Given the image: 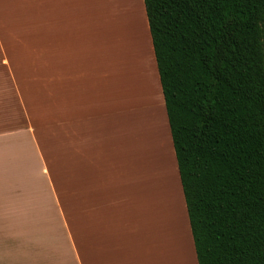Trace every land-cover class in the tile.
Wrapping results in <instances>:
<instances>
[{"label":"crops","instance_id":"0c3cea01","mask_svg":"<svg viewBox=\"0 0 264 264\" xmlns=\"http://www.w3.org/2000/svg\"><path fill=\"white\" fill-rule=\"evenodd\" d=\"M100 8L91 13L94 44L100 43L101 36L111 29L110 21L112 26L114 24L112 17L109 22L101 21ZM107 9L113 15L109 2ZM142 12L147 36L142 48L133 42L140 57V65L133 66L140 69L142 76L139 73L132 74L131 78L127 76L132 70L126 60L127 42H119L122 53L119 60L124 70L121 87L124 79L129 96L127 110L132 115L129 120L137 118L133 130L142 137L140 156L150 167L145 168L141 189L143 198L150 201L151 206L146 209L137 201L132 212L124 208L122 197L104 199L117 193L118 181L124 175L116 174L119 178L115 179L113 175L100 172L95 175V185H98L95 193L82 194L83 181L93 173L90 166L83 167L80 162L83 151L76 145L75 134L83 126L81 119L93 118L99 111L77 97L67 101L70 88L74 95H79L76 85L67 86L78 81L77 74L65 67L67 63L54 64L47 46L44 51L34 50L27 22L21 28L28 33L20 34L17 32L19 22L14 29V19H6L3 13L0 16V58L5 63L0 65V264H172V259L179 256L189 260L188 253L194 260L193 241L143 7ZM149 60L151 70L146 65ZM148 92L151 95H147ZM113 95L114 100L116 95ZM110 107L111 113L116 114L115 103ZM157 109L162 121L157 117ZM159 127L164 131L170 166L166 165ZM53 138L58 139L60 150V160L55 165L60 166L59 183H55L50 174L52 165L42 147L44 144L55 147ZM92 168L101 171L100 167L93 165ZM148 170L153 176H149ZM168 172L171 180H178L179 188L177 186L175 191L180 196L179 202L172 197L169 186L167 192L163 189ZM145 213L153 215L159 233L156 239L147 238ZM126 226L130 227L129 248H125ZM184 243L188 250L185 249L186 257ZM193 262H197L196 258Z\"/></svg>","mask_w":264,"mask_h":264},{"label":"trees","instance_id":"16d2710c","mask_svg":"<svg viewBox=\"0 0 264 264\" xmlns=\"http://www.w3.org/2000/svg\"><path fill=\"white\" fill-rule=\"evenodd\" d=\"M197 264H264V0H142Z\"/></svg>","mask_w":264,"mask_h":264},{"label":"rangeland","instance_id":"374dc122","mask_svg":"<svg viewBox=\"0 0 264 264\" xmlns=\"http://www.w3.org/2000/svg\"><path fill=\"white\" fill-rule=\"evenodd\" d=\"M107 1L111 6V10L113 7V15L111 11H107ZM142 5V0H0V16L3 13L7 17H5L6 19H14V29L19 22L18 33H28L21 28L23 23H28L29 33L33 37L32 45L35 44V51H44L45 46H47L54 64L67 63L68 66L65 67L72 68L77 74L78 81H73L67 86L76 85L79 95H74L70 88L67 92V101L77 97V99L86 100L88 104H91L94 111H99L93 118L81 119L83 126H80L77 129V134H75L76 145L83 151L80 162L83 167L90 166L93 173L92 177L83 181L82 194L93 195L95 193L94 191L98 188V185H95L97 181L95 175L100 172L104 175H113L115 179L119 178L118 175L120 177L124 175L118 181L120 186L117 193L111 195V198L104 197V199L110 201L114 199V196H117L118 199L122 197L125 200L124 208L130 212L135 211V202L137 201L140 202V205H144L146 209L151 206V202H147L143 198L144 192L141 189L143 188L144 173L146 174L145 168L150 167L144 164V160L140 156L142 137H139L137 131L133 130L135 129L133 124L137 118L129 120L132 115L130 116L129 110H127L129 96L126 93L124 79L123 87H121L124 70L121 60H119L120 54H122L119 42H127L125 47L129 51V55L126 54V60L132 68L127 76L131 78L132 74L136 75L140 72L137 66H133V64L140 65L138 50L133 42L142 48V41L145 42L144 38L147 36L142 12L144 6ZM98 7H101V21L109 22V17H112V21L115 22L118 19L117 22H119V19L122 18L123 24L120 23L117 26L116 23L112 26V23H110L111 29L101 36L100 43L96 41L94 44L90 22L92 20L91 13ZM125 9H129V15L124 14ZM1 61L2 58H0V65L5 64ZM146 65L151 70L152 61L149 60ZM140 73L139 75L142 76ZM113 94L116 95L114 100L112 99ZM147 95L151 94L148 92ZM113 103L118 109L116 114L111 113L112 108L110 106ZM156 105H158L157 101ZM156 111L158 119L162 121L161 115L158 116V109ZM109 114L112 116H109ZM159 130L160 137L162 140L165 139L164 131L161 127H159ZM149 133L151 135V131ZM153 134L155 135V132ZM53 141L55 147L52 144L46 146L44 144L42 147L48 163L52 165L50 174L55 183H59L60 166L55 165L59 163L60 150L58 139L53 138ZM161 143L166 156V165L170 166L171 162L167 155L166 141L163 140ZM161 155H163L162 152ZM93 165L100 167L101 171L92 168ZM147 173L150 177L153 176L149 173V170ZM167 178L163 189L167 192L169 186L172 197L179 202L180 196L175 191L177 186L179 188L178 180L176 178L171 180L172 176L169 172ZM57 188L59 189V185H57ZM145 216L148 220L146 224L147 238L153 236L156 239L159 233L153 215L152 213H145ZM128 226H126L127 236L125 239L128 243L125 248H129L131 240L130 227ZM119 243L121 244V242ZM185 243L184 256L186 257ZM188 257L189 260H185L183 256H179V259H172V264H187V261H189V264L197 263L193 262L195 261L194 255V260H191L192 256L189 253Z\"/></svg>","mask_w":264,"mask_h":264},{"label":"bare ground","instance_id":"6f19581e","mask_svg":"<svg viewBox=\"0 0 264 264\" xmlns=\"http://www.w3.org/2000/svg\"><path fill=\"white\" fill-rule=\"evenodd\" d=\"M107 11H109V10H107ZM110 12V11H109ZM124 14H128L129 15V9H125L124 11ZM108 13V12H107ZM117 21H118V19H116ZM117 21H115L114 22V24H116L117 23V26H119V24L121 23V24H123V22H122V18L121 19H119V22H117ZM111 23V22H110ZM108 27H110V26H108ZM143 54V53H142ZM163 147V146H162Z\"/></svg>","mask_w":264,"mask_h":264}]
</instances>
